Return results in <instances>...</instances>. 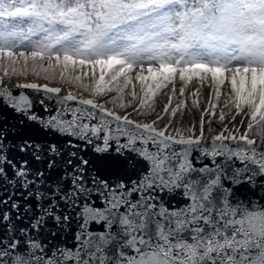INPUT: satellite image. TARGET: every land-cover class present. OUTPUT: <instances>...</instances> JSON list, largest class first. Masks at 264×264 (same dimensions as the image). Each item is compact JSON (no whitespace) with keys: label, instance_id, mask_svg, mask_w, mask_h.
Returning a JSON list of instances; mask_svg holds the SVG:
<instances>
[{"label":"snow or ice","instance_id":"snow-or-ice-1","mask_svg":"<svg viewBox=\"0 0 264 264\" xmlns=\"http://www.w3.org/2000/svg\"><path fill=\"white\" fill-rule=\"evenodd\" d=\"M56 70L93 98L35 82L14 87L55 101L57 115L41 125L91 146L123 175H102L71 139L67 148L23 137L9 147L0 125V187L19 194L0 199V264H264V0H0L3 77L49 80ZM177 75L180 97L210 77L219 100L227 82L225 106L235 108L232 121L244 113L247 130L224 125L201 147L205 113L217 107L210 98L199 135L195 125L170 133L186 107L184 99L172 106ZM3 77L0 108L37 121L29 110L45 99L14 96ZM169 84L154 119L130 118L156 113ZM129 88L138 105L123 116L94 99L115 92L111 102L127 108Z\"/></svg>","mask_w":264,"mask_h":264},{"label":"water","instance_id":"water-1","mask_svg":"<svg viewBox=\"0 0 264 264\" xmlns=\"http://www.w3.org/2000/svg\"><path fill=\"white\" fill-rule=\"evenodd\" d=\"M18 83L22 82L13 81L10 85L4 83L2 84L4 87L9 88L13 92L14 96H18L20 91H24L25 94L29 95L30 99H35L37 97L44 98L46 103L42 105L38 102V100H36L34 102L33 108L29 110L30 113H34L35 115H37V121L28 120L23 115L16 113L10 107L0 108V125H2L7 131L8 139L6 143L9 145V147H11V145L13 144L19 143L20 139L23 137L31 138L35 142L56 143L64 148H67L66 140L71 139L73 143H79L81 145L80 149L78 150V155H82L84 156V158L90 160L92 165L100 169L102 175L108 176L113 179L116 175H123L122 167H113L110 158L104 157V154L94 153L91 146L85 147L84 142L78 141L75 137H65L55 132L54 130L45 129L43 125H41L40 120H47L50 116L57 115L56 108L58 106L56 105L55 101H48L43 92L36 93L32 89L15 88L14 85ZM59 95H65V93H60ZM100 101L96 102L101 103ZM0 103H2V98H0ZM69 104L76 106L78 105V100L70 101ZM104 107L106 108L105 105ZM208 142L209 143L207 145H204L202 142L201 147H210L212 141ZM98 143L102 144V140L98 141ZM261 150H264V146H262ZM7 155L9 158H14V163L21 159V155L16 153L15 151H8ZM194 155H197V153H194ZM13 194L17 199L19 198V194L15 192L13 188L9 187L7 192H5L3 187H0V199H6L7 196ZM177 200H179V198H177ZM175 204L176 201H172L170 206ZM90 227L93 230H96L98 228V226L95 224H92Z\"/></svg>","mask_w":264,"mask_h":264},{"label":"rangeland","instance_id":"rangeland-1","mask_svg":"<svg viewBox=\"0 0 264 264\" xmlns=\"http://www.w3.org/2000/svg\"><path fill=\"white\" fill-rule=\"evenodd\" d=\"M0 75L3 77V73L2 72H0ZM133 75H134V73H133ZM15 78H18L19 80L20 79L21 80H25V81L35 80V81L42 82L41 80L35 79L34 78V75H31V74H28V76H25V77H17L15 75H10V76H7V77H3V79H5L7 81L6 83L8 85H10ZM177 82H178V80H176V82H175V90H176V93H175L174 99H176V100L172 101V106H175L178 103V100L181 99V97L179 95V87H178V84L179 83H177ZM204 83L209 84V90L207 92V98H204L205 99L204 100L205 103L203 105L200 104L201 101L203 100V98H202V96H200V92H202V89H199L197 98H198V105L200 106V110H198L196 106H193L192 100L195 99L196 97H192L191 96V93L195 90L194 88H192L193 84L191 83L190 86L188 87V90L186 92V95H184L185 100H189L190 104L186 105V107L184 109H182L181 116L178 119L177 118H174V123L172 124L171 128L169 129V132L170 133L174 134L175 133V129L181 125L182 119L186 115V111L185 110H187L188 113H192L193 114L192 119H193V125H195V134L196 135H199L200 134V117H201V114L202 113H205V109L208 108V106H209V99L211 98V95H212V88L210 86V79H208ZM56 84L58 85L59 83H55V84H52V85H55L56 86ZM61 89H62L61 93H64L65 91H68L69 90V88L67 87V85H65V88L62 87ZM70 89H73L74 91L76 90L78 96L80 95L79 97L82 96L83 98H86V99L87 98H92V97H89L87 95H83L76 88H70ZM130 90L131 89L129 88L127 90L126 94H125L128 97H130L128 95V92ZM136 91H137V94L139 96L138 87H136ZM229 93H230L229 90H227L226 91V96H228ZM158 97H159V95L155 98V105H156V101H157ZM96 101H100L101 103H103V97L97 99ZM167 102H168V100H167ZM137 103H138V99L137 100H133L131 106L132 107H135ZM108 108L111 109L112 111H115L116 113H118L120 115H125V114H127V111L130 110V109H127L126 112L122 113V112H118V111L114 110V108L112 106H108ZM246 111H247V109L244 110V112H246ZM153 114L154 113H152L151 115H140L139 117H136V118L132 117V118H134L135 120H142V121H145L146 122V121H148L153 116ZM234 115H235V111L233 113H230V115L227 116V118L223 121V123L214 121L212 123V127H213L212 130L217 129L218 126H224L225 124H227L229 118H232V116H234ZM169 116H170V114H169ZM169 116L168 117L165 116L164 120L157 124V127L163 128L164 124L168 123V121H166V120L169 119ZM242 119H243V123H241V120ZM247 123H248V121H247L246 118H244V113L242 112L240 115L236 116V119H235V121H233V123H231L230 125H228V128H229V130H232L234 128V126L237 125L235 128H239V130H240L239 133H244V131H245L246 127H247ZM206 125H207V122L205 121L204 128L206 127ZM212 132L213 131H211V133ZM211 133L210 132L209 133H204V140H203V144L204 145H207L206 142H208V140H209L208 137H209V135ZM254 136H255V134H254ZM254 136L249 137V138H253ZM262 146L263 145H260L258 147V150H261Z\"/></svg>","mask_w":264,"mask_h":264},{"label":"trees","instance_id":"trees-1","mask_svg":"<svg viewBox=\"0 0 264 264\" xmlns=\"http://www.w3.org/2000/svg\"><path fill=\"white\" fill-rule=\"evenodd\" d=\"M46 63H47V62L45 61V64H46ZM29 74H31V72H29ZM75 74H79V73L77 72V73H75ZM31 75H32V74H31ZM15 76H16V75H15ZM27 76H28V75H27ZM17 77H25V76H17ZM43 77H44V74H43V73H41L40 76H35V75H34V78L37 79V80L47 81V82H50V83H52V84L59 83V84L62 85L61 87H64V88H65V85H67V87H68V85H69L67 82H62V81H61V79H60V77H59V70H56V76H55L54 79L45 80ZM177 80H178L177 83H179V84H178V87H179V89H180V87L182 86V82L179 80V76H178V75H177ZM90 81H91V75H89L88 78H85L84 83H90ZM189 84H190V83H189ZM189 84H188V85H189ZM188 85L186 86L185 94H186V92H187V90H188ZM69 86H71V87H75V88H76L80 93H82L83 95H87V96L91 97V95H90L89 92H84L82 89L78 88L76 85L73 84V85H69ZM137 87H138V92H139V85H137ZM127 90H128V89L125 90V94H126ZM227 90H229V92H230V86H229L228 83L226 82V83L221 87V96L219 97V100H217V99L215 98V95H214V93L212 92L211 101H212V103H215V104L217 105V107H216L214 110H211V111H214V112H215V115H210V114H208V113H205V121L207 122V125H206L205 128H207L209 125H211L214 121H216V122H220V120H219V116H220V113H221V112H224L225 115H226V118H227V116H228L230 113H233V112L235 111V108H234V106L231 104L230 101H229L228 105L225 106V101L228 100V97H229V95H230V93H229V95L226 96V91H227ZM115 95H116V93H115V92H112V93H107L105 96H97V97H95L94 99L97 100V99L103 97V101H104V103H105L106 105H108V106H112V107H113L116 111H118V112H122V113L126 112V110L129 109V107H127V108H119V107H117L115 104H113V103L111 102L112 97H114ZM92 98H93V97H92ZM181 99H184V100H185V97H181ZM181 99H180V100H181ZM130 100L133 101L131 97H128V96H126V95L124 96V102H125V103H127V102L130 101ZM174 100H175V99H174ZM180 100H178V103H179ZM185 101H186V100H185ZM137 105H138V103L136 104V106H137ZM245 110H246V109H245ZM127 113H132V112L127 111ZM181 113H182V110H181L180 112L177 113V115H176L175 118L178 119V118L181 116ZM131 116L134 117V118H136V117H139L140 115H139V114H133V115H131ZM206 130H207V129H206ZM208 132H210V131H208ZM208 132H207V133H208ZM254 134H255V130H253V131L250 133V135H254Z\"/></svg>","mask_w":264,"mask_h":264},{"label":"bare ground","instance_id":"bare-ground-1","mask_svg":"<svg viewBox=\"0 0 264 264\" xmlns=\"http://www.w3.org/2000/svg\"><path fill=\"white\" fill-rule=\"evenodd\" d=\"M21 82L22 83H30V82H35V83H37V84H48V86L49 87H57L58 85H52V83H50V82H46V81H42V82H39V81H35V80H28V81H25V80H21ZM68 88H75V87H71V86H69L68 85ZM192 88H194L195 90L196 89H202V92H200V96H202V98H203V100L201 101V105H203L204 103H205V99L204 98H207V92H208V90H209V85L207 84V83H203V86H201V83H195L193 86H192ZM207 90V91H206ZM68 91H72V92H74L75 94H77V92H76V90L74 91L73 89H69ZM68 91H65V95L67 94V92ZM172 92V87L171 86H169V87H167L166 89H164L160 94H159V97H158V99H157V101H156V105H155V107H156V113H154L153 114V116L148 120V121H146V122H150L152 119H154L155 118V115L157 114V113H160V112H162V110H163V105L165 104V103H167V97H168V94L169 93H171ZM186 95V94H185ZM77 96H78V94H77ZM79 97V96H78ZM196 100H198V98H197V96H196V98H195ZM186 105H188V104H190V102H189V100H186ZM136 107V106H135ZM135 107H132V106H130L129 107V112H133V108H135ZM197 109L198 110H200V106L198 105V107H197ZM186 111V115L183 117V119H182V122H181V125L179 126L181 129H182V131H184V134L185 135H189L190 133H188L187 132V128L188 127H191V126H193V119H192V117H193V114L192 113H188L187 112V110H185ZM119 115V114H118ZM122 116V115H121ZM169 116V115H168ZM167 116V117H168ZM166 121H168V119L166 120ZM138 122H141V123H144L145 121H142V120H138ZM231 123H233V121H232V118H229V120H228V122H227V124H225V125H230ZM237 125H235L234 126V128L236 127ZM223 127L224 126H218V128L217 129H215V130H212V124L211 125H209L207 128H205V130H204V133H207L208 131H213L210 135H209V137H208V141H211V138H212V136H214V135H216V134H218L220 131H222V129H223ZM207 129V130H206ZM175 134V133H174ZM225 134H227V133H225ZM239 134H243V133H239ZM207 144L209 143V142H206ZM264 146V145H263Z\"/></svg>","mask_w":264,"mask_h":264}]
</instances>
